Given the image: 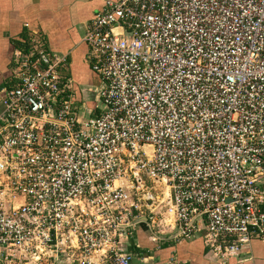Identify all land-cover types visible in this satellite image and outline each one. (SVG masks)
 Masks as SVG:
<instances>
[{
  "label": "built area",
  "instance_id": "obj_1",
  "mask_svg": "<svg viewBox=\"0 0 264 264\" xmlns=\"http://www.w3.org/2000/svg\"><path fill=\"white\" fill-rule=\"evenodd\" d=\"M83 40L93 103L42 44L0 100V264H133L168 216L223 262L264 241V0H109Z\"/></svg>",
  "mask_w": 264,
  "mask_h": 264
},
{
  "label": "crops",
  "instance_id": "obj_2",
  "mask_svg": "<svg viewBox=\"0 0 264 264\" xmlns=\"http://www.w3.org/2000/svg\"><path fill=\"white\" fill-rule=\"evenodd\" d=\"M108 1L0 0V100L5 90L16 82V60L22 51L16 48L14 40H22L23 34L36 42L34 48L44 42L54 53L68 54L74 88L78 90L81 83L87 84L94 73L90 69L89 48L83 38ZM171 228L175 231V225ZM174 234L167 236L170 239L164 238L170 241L168 247L163 246L157 254H150L158 243L149 227L141 224L134 239L141 252L135 250V253L142 258L145 255L142 252H149L150 257L159 260L157 264L171 258L181 264H264L263 240H253L240 256L223 262L207 248L201 236L182 238Z\"/></svg>",
  "mask_w": 264,
  "mask_h": 264
},
{
  "label": "rangeland",
  "instance_id": "obj_3",
  "mask_svg": "<svg viewBox=\"0 0 264 264\" xmlns=\"http://www.w3.org/2000/svg\"><path fill=\"white\" fill-rule=\"evenodd\" d=\"M97 78H98L97 75L96 76L95 75H92V79L90 81H88L87 84L81 83L80 86H79V88H78V90H77V92H80V94L82 93L81 95L83 96V101H85L86 104H91L94 101V94L92 93V90L93 89H91L90 86L91 85H96V86L99 85L98 84L99 81L97 82V80H98ZM92 88H95V86H92ZM81 105H82V103H81ZM99 106L103 107V104L100 102L99 103ZM86 117H89V115L86 114ZM149 184L150 185H153L151 183H149ZM170 219L171 218L168 216V219L167 220H168L169 223L168 224L165 223V226L160 227L158 230L157 229H155L154 231H151L150 230L152 236H154V237L157 238L156 240H157V243H158L157 244L158 246L155 247V249H153L152 252H150V254H157L158 251H160L161 249H163V244L166 241V239H164V238L165 237L167 238V236H169V235L171 236L172 234H174L175 231L171 228L172 225H173V222L172 221L170 222ZM167 239H170V238H167ZM156 249H158V250H156ZM139 260H140V258H138V255L135 254V263H138ZM158 261L159 260L156 258V261L155 262L158 263Z\"/></svg>",
  "mask_w": 264,
  "mask_h": 264
},
{
  "label": "trees",
  "instance_id": "obj_4",
  "mask_svg": "<svg viewBox=\"0 0 264 264\" xmlns=\"http://www.w3.org/2000/svg\"><path fill=\"white\" fill-rule=\"evenodd\" d=\"M14 43L16 45V48L20 49L23 53H29L30 51H32L34 49V46H35L34 43H36V42H34V40L32 38L27 37L26 34H23L22 40H14ZM42 44H43L44 48L47 49L46 44L44 42ZM90 69L92 70V68H90ZM94 75L96 76V74H94ZM97 82H98V80H97ZM169 245H170V241H165V243L163 244L164 247H168ZM135 250L137 252L138 251L141 252V250H139V248L138 249L135 248ZM142 253H145V255H149V252H142Z\"/></svg>",
  "mask_w": 264,
  "mask_h": 264
}]
</instances>
